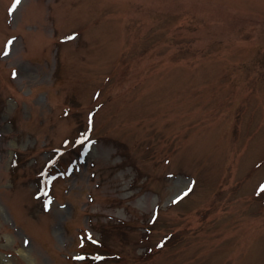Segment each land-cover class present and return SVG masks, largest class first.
I'll list each match as a JSON object with an SVG mask.
<instances>
[{
  "label": "rangeland",
  "instance_id": "rangeland-1",
  "mask_svg": "<svg viewBox=\"0 0 264 264\" xmlns=\"http://www.w3.org/2000/svg\"><path fill=\"white\" fill-rule=\"evenodd\" d=\"M0 264H264V0H0Z\"/></svg>",
  "mask_w": 264,
  "mask_h": 264
},
{
  "label": "trees",
  "instance_id": "trees-1",
  "mask_svg": "<svg viewBox=\"0 0 264 264\" xmlns=\"http://www.w3.org/2000/svg\"><path fill=\"white\" fill-rule=\"evenodd\" d=\"M60 165H61V160L58 159V160L55 162V164L52 165V167H51V169L49 170V172H51V171L53 170L54 173H52V174L58 175L57 172L55 171V169H57V167L60 166ZM47 173H48V172H47ZM52 174H50V175H52ZM97 243H98V240H97ZM100 252H102V251H100ZM101 254H102V255H108V253H106V254L101 253ZM85 256H86V255L83 254V257H85ZM108 256H109V255H108ZM104 257H106V256H104Z\"/></svg>",
  "mask_w": 264,
  "mask_h": 264
}]
</instances>
